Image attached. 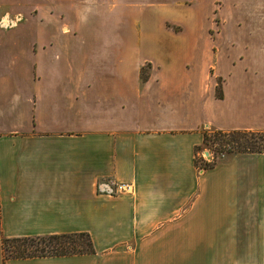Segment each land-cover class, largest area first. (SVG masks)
Wrapping results in <instances>:
<instances>
[{
	"label": "crops",
	"instance_id": "1",
	"mask_svg": "<svg viewBox=\"0 0 264 264\" xmlns=\"http://www.w3.org/2000/svg\"><path fill=\"white\" fill-rule=\"evenodd\" d=\"M226 4L250 28L204 27ZM243 130L264 0H0V264H264V153L197 165ZM73 234L93 252L3 261L2 238Z\"/></svg>",
	"mask_w": 264,
	"mask_h": 264
},
{
	"label": "trees",
	"instance_id": "2",
	"mask_svg": "<svg viewBox=\"0 0 264 264\" xmlns=\"http://www.w3.org/2000/svg\"><path fill=\"white\" fill-rule=\"evenodd\" d=\"M204 144L208 140L204 133ZM213 137L224 142L229 148L227 153L260 154L264 153V132L252 131H213ZM222 152V151H221ZM202 161L204 169L215 162ZM85 240V241H82ZM3 261L9 259H28L42 257H61L90 254L93 252L90 238L86 234L56 235L41 238L1 239ZM7 253V255H6Z\"/></svg>",
	"mask_w": 264,
	"mask_h": 264
},
{
	"label": "rangeland",
	"instance_id": "3",
	"mask_svg": "<svg viewBox=\"0 0 264 264\" xmlns=\"http://www.w3.org/2000/svg\"><path fill=\"white\" fill-rule=\"evenodd\" d=\"M219 8L220 6L216 5L212 12L209 14V16H207L206 19L203 20L204 27L209 26L211 28V31H215L218 29L244 30L250 28V25L248 23V6H243V8H240L235 5L226 4L223 5L220 15L218 13ZM207 11L208 9H206V13ZM215 13L217 14L215 15ZM199 24L200 26L202 25L201 22H199ZM170 27L174 29L180 28V26L175 25H170ZM207 134L208 140L205 142L202 151L204 150V152H207L209 154L210 160L214 158L215 164L221 162L224 158L228 156L234 155V153H227L229 151V148L226 147L224 142H221V140H218L216 137H213V131H208ZM200 153L201 151L198 152V155L196 157L197 159L201 157ZM203 157L204 156H202V158ZM197 165L203 167L200 159L197 160Z\"/></svg>",
	"mask_w": 264,
	"mask_h": 264
},
{
	"label": "built area",
	"instance_id": "4",
	"mask_svg": "<svg viewBox=\"0 0 264 264\" xmlns=\"http://www.w3.org/2000/svg\"><path fill=\"white\" fill-rule=\"evenodd\" d=\"M202 156H204L202 158ZM201 163L206 162V163H211L212 160H210V156L207 152L201 153V157L199 158ZM200 168H203L200 166ZM107 185L111 186V189L108 191L109 194L111 195H121V194H128L129 192H131V186H129L128 184H117L114 185L111 182H107Z\"/></svg>",
	"mask_w": 264,
	"mask_h": 264
}]
</instances>
